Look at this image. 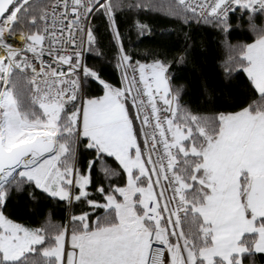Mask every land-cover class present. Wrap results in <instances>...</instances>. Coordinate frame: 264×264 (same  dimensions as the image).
Returning a JSON list of instances; mask_svg holds the SVG:
<instances>
[{
    "label": "snow or ice",
    "instance_id": "1",
    "mask_svg": "<svg viewBox=\"0 0 264 264\" xmlns=\"http://www.w3.org/2000/svg\"><path fill=\"white\" fill-rule=\"evenodd\" d=\"M0 264H264V0H0Z\"/></svg>",
    "mask_w": 264,
    "mask_h": 264
},
{
    "label": "trees",
    "instance_id": "2",
    "mask_svg": "<svg viewBox=\"0 0 264 264\" xmlns=\"http://www.w3.org/2000/svg\"><path fill=\"white\" fill-rule=\"evenodd\" d=\"M142 19L151 25V34L145 37H137L135 33H130L131 35V47H133L137 52L143 54L145 51L150 49H171L173 46H183L185 44V37L183 33L174 32V24L170 22L162 12H152L145 14ZM189 33L192 42L199 44L202 38L211 41L212 37L203 31H201L196 26L191 29H185ZM126 43L129 41L126 40ZM228 58L227 49L223 46L213 45L212 55L207 63L214 66L221 65ZM104 74L109 76L112 75V69L110 66H104ZM182 76H186L189 80H192V84L189 87L187 94L183 97V102L189 106L192 110H199L206 107L205 100L201 90L199 89L197 83L191 77L189 70H184L181 72ZM217 93L221 99V103L226 99L228 89L220 87L217 89ZM13 211L18 215H23L26 208V201L21 197L15 202ZM60 222L59 214H57L55 221Z\"/></svg>",
    "mask_w": 264,
    "mask_h": 264
}]
</instances>
